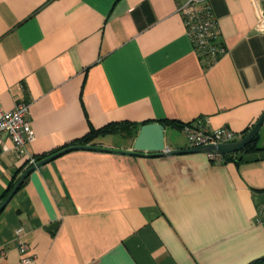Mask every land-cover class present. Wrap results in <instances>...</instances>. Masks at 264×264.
Wrapping results in <instances>:
<instances>
[{"label": "crops", "instance_id": "0c3cea01", "mask_svg": "<svg viewBox=\"0 0 264 264\" xmlns=\"http://www.w3.org/2000/svg\"><path fill=\"white\" fill-rule=\"evenodd\" d=\"M189 1L0 0V100L8 110L28 103L35 135L23 154L4 135L0 199L31 156L93 136L99 148L27 176L0 214V264L20 262L21 242L41 264L264 258V124L260 150L241 161L132 154L146 124L207 122L243 135L264 113L261 0H201L225 49L216 59L188 34L179 9ZM111 123L137 127L132 137L94 133ZM163 126L165 148H191L182 128Z\"/></svg>", "mask_w": 264, "mask_h": 264}, {"label": "built area", "instance_id": "2783aa9c", "mask_svg": "<svg viewBox=\"0 0 264 264\" xmlns=\"http://www.w3.org/2000/svg\"><path fill=\"white\" fill-rule=\"evenodd\" d=\"M200 0H190L179 11L183 15L188 34L193 39L195 46L205 50L213 59L218 58L225 52V49L217 42L219 37V28L214 19L211 8L207 5L202 10L198 9ZM263 18H264V0ZM30 105L27 102L18 103L15 108L8 110L0 100V148L7 151L4 135L11 140L13 149L23 154L26 146L31 143L35 135L33 133L31 122L28 118ZM187 141L191 148L232 143L237 140L239 134L228 127L210 128L206 124H186L183 127ZM38 162L31 156L27 161V167L36 165ZM259 220L264 219V204L259 211ZM29 245L21 242L19 252L21 259L18 264H41L34 254L27 255Z\"/></svg>", "mask_w": 264, "mask_h": 264}, {"label": "water", "instance_id": "95a60500", "mask_svg": "<svg viewBox=\"0 0 264 264\" xmlns=\"http://www.w3.org/2000/svg\"><path fill=\"white\" fill-rule=\"evenodd\" d=\"M264 124V113L259 118V120L256 122L254 127L244 136L242 139L232 142V143H226V144H218V145H206L196 148H190L186 150H169L168 148H165L164 143V126L160 123H151L146 124L142 126L141 132L136 139L135 142V152H132V154L136 155H145L148 153L150 156H160V155H181V154H192V153H207L215 156H226L230 154H235L237 152L242 151L248 144H250L255 137L259 134L262 126ZM77 149H99L93 146H71L64 148L63 150L39 161L36 165L31 166L28 170H26L13 189L10 191L8 196L3 200V202L0 204V214L5 209V207L8 205L14 194L18 191V189L23 184L24 180L27 178V176L34 171L36 168H39L43 164L50 162L57 157L63 155L64 153H67L71 150H77ZM108 150V149H104Z\"/></svg>", "mask_w": 264, "mask_h": 264}, {"label": "trees", "instance_id": "16d2710c", "mask_svg": "<svg viewBox=\"0 0 264 264\" xmlns=\"http://www.w3.org/2000/svg\"><path fill=\"white\" fill-rule=\"evenodd\" d=\"M199 6V10H202L203 8H205L207 6V4H203L201 5V0L198 4ZM202 50V49H201ZM163 125H168V126H174V127H178V128H182L186 125V124H181L179 122H172V121H165V123H162ZM255 124H253V126L248 129L246 132L243 133V135H239V137L237 138L236 141L242 139L244 136H246V134H248V132L254 127ZM136 124H129V123H122V124H117V123H111L109 124L108 126L100 129V130H97V131H94L95 134H102V135H106V134H115V133H122L124 134L125 136H128V137H132L134 135V131L136 129ZM94 137V136H93ZM87 138L86 140H82V142H76L74 145H71V146H92L90 145L91 141H93L94 138ZM258 137H259V134L255 137V139L250 143L248 144L242 151L240 152H237L235 154H230V155H226V156H221V157H217V156H212L211 157V162L212 163H215L218 159L220 161H229V160H238L241 156H243L244 154H249V153H253V152H257L260 150V148L257 146V141H258ZM73 144V143H71ZM70 145V144H69ZM68 146V145H67ZM67 146H64V148ZM69 146V147H71ZM95 147V146H93ZM63 148V149H64ZM62 149V148H60ZM59 149V150H60ZM53 155L50 154V155H47V154H43V155H34L33 157L36 159L37 162L49 157ZM239 156V157H237ZM239 161H241L239 159ZM31 166L27 167V164H26V168L24 170V172L26 170H28ZM14 186H11L10 189L12 190ZM9 189V193H10V190ZM6 193L4 194V196L0 199V204H1V201L2 199H5L9 193ZM251 264H264V258H261L259 260H256L255 262L251 263Z\"/></svg>", "mask_w": 264, "mask_h": 264}, {"label": "rangeland", "instance_id": "374dc122", "mask_svg": "<svg viewBox=\"0 0 264 264\" xmlns=\"http://www.w3.org/2000/svg\"><path fill=\"white\" fill-rule=\"evenodd\" d=\"M171 134V135H170ZM169 138L171 139V136H172V140L173 141H177V142H179V141H181L182 140V142H183V137H182V135H181V133L179 132V131H176V130H174V131H171L170 133H169ZM118 138V139H117ZM114 139H116V140H118V142L117 143H120V144H122V142H124L123 140L124 139H122L121 137H113V139L112 140H114ZM126 142H128V141H130V140H125Z\"/></svg>", "mask_w": 264, "mask_h": 264}]
</instances>
